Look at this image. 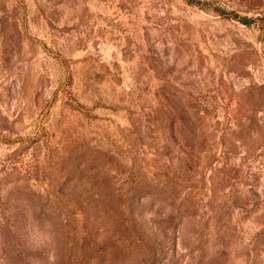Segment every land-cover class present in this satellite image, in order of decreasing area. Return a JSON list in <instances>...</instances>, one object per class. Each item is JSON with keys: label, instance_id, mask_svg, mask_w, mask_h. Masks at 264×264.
I'll list each match as a JSON object with an SVG mask.
<instances>
[{"label": "rangeland", "instance_id": "rangeland-1", "mask_svg": "<svg viewBox=\"0 0 264 264\" xmlns=\"http://www.w3.org/2000/svg\"><path fill=\"white\" fill-rule=\"evenodd\" d=\"M197 3L0 0V264H264V0Z\"/></svg>", "mask_w": 264, "mask_h": 264}, {"label": "trees", "instance_id": "trees-1", "mask_svg": "<svg viewBox=\"0 0 264 264\" xmlns=\"http://www.w3.org/2000/svg\"><path fill=\"white\" fill-rule=\"evenodd\" d=\"M187 2L189 4H198L197 0H187ZM219 14L224 15L226 17H230L236 20L241 21L243 24H249V22L251 21V18H247V17H243V16H239L237 15V13L232 12V11H227L225 9H218Z\"/></svg>", "mask_w": 264, "mask_h": 264}]
</instances>
